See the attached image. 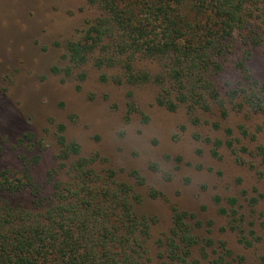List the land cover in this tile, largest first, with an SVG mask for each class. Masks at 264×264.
I'll use <instances>...</instances> for the list:
<instances>
[{
  "label": "rangeland",
  "instance_id": "1",
  "mask_svg": "<svg viewBox=\"0 0 264 264\" xmlns=\"http://www.w3.org/2000/svg\"><path fill=\"white\" fill-rule=\"evenodd\" d=\"M254 15L256 28L262 20ZM96 16L87 0H0V168H20L17 157L24 150L16 142L30 133L35 145L25 154L40 155L31 172L43 183L57 165L63 126L66 142L95 158L96 172L113 171V181L140 198L134 211L148 219L145 257L152 264L165 261L156 242L169 235L172 207L190 216L185 223L198 240L192 260L210 264L229 251L226 261L233 264H264V117L241 92L231 96L249 83L237 69L240 62L256 90L264 87V33H235L229 42L219 60L222 70L209 78L222 106L179 103L170 112L156 103L167 85H117L111 80L115 69L98 70L92 63L65 75L67 43ZM136 67L162 72L151 61ZM105 72L109 79L102 82ZM240 232L250 246L239 241ZM208 240L212 245L206 246Z\"/></svg>",
  "mask_w": 264,
  "mask_h": 264
},
{
  "label": "trees",
  "instance_id": "2",
  "mask_svg": "<svg viewBox=\"0 0 264 264\" xmlns=\"http://www.w3.org/2000/svg\"><path fill=\"white\" fill-rule=\"evenodd\" d=\"M87 3L97 16L87 22L77 39L67 43L70 66L65 75L92 63L98 70L115 69L118 75L111 80L117 85L153 82L162 89L167 85L156 103L170 112L179 103L208 110L211 100L222 106L209 78L222 70L219 60L229 42L235 33H264V0ZM255 12L262 20L256 28L251 23ZM251 27L253 30L247 31ZM139 61L158 63L162 72L151 75L137 70ZM236 66L249 83L233 91L232 98L241 92L244 102L264 117L260 95L264 87L256 90L258 83L249 80L245 65L240 62ZM85 78L82 72L79 80ZM99 79L107 82L109 78L105 72ZM63 131L59 126L57 165L47 172L43 183L36 182L31 172L40 155L28 158L25 154L28 146L35 145L30 133L16 142V149L24 150L17 157L20 168H0V264H152L145 257L150 252L148 219L139 218L134 211L140 198L129 185L113 181V171L96 172L95 158L81 156L79 145L67 143ZM171 213L169 235L156 242L158 248H164L162 264H199L190 258L198 240L185 223L189 214L175 207ZM239 236L242 244L250 246L241 232ZM228 257L231 253L225 251L210 264H233L226 261Z\"/></svg>",
  "mask_w": 264,
  "mask_h": 264
}]
</instances>
